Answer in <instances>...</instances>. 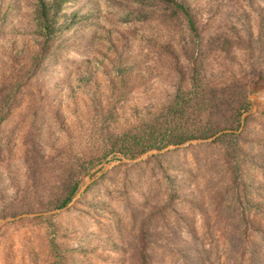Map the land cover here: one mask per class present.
<instances>
[{
  "label": "rangeland",
  "instance_id": "374dc122",
  "mask_svg": "<svg viewBox=\"0 0 264 264\" xmlns=\"http://www.w3.org/2000/svg\"><path fill=\"white\" fill-rule=\"evenodd\" d=\"M30 1L0 0L3 36L11 37L15 48H29V52L38 43L45 44L48 31L58 40L48 42V57L40 68L38 81L43 91L36 93V78H31L0 127V264H124L122 238L133 235L145 217L155 214L152 228L158 247L151 249L157 261L183 264L172 254L176 249L186 252L185 256L192 253L184 246L189 234L175 224L173 214H183L186 206L174 203L168 209L167 189L173 185L185 202L191 200L186 194L188 175L203 152L187 148L210 143L227 131L135 157L107 149L112 137L139 121L164 95L168 99L175 82L165 60L159 61L166 69L160 63L150 64L153 71L148 62L141 61L138 75H130L135 83L133 97L123 106L112 107L110 86H115L116 94L119 76L129 69L118 65L116 53L122 45L147 48L138 32L150 30L152 21L172 25L173 17L158 13L154 0H61L58 6L46 0L50 14L43 18L44 9ZM187 1L202 26L201 5L206 0ZM212 21L211 34L219 53L211 60L216 62L215 69L207 65L212 81L225 84L233 74L252 76L246 82L249 108L241 123L250 116L263 120L264 52L236 47L241 44L237 38L242 40L244 34L256 39L264 33V0H229L227 9ZM5 57L0 48V81L9 71ZM111 98L119 103L121 95ZM32 143L38 149V161L35 153L29 154ZM158 155L163 157L156 163L153 157ZM66 156L89 162L74 176L78 182L74 197L56 208V200L76 173L72 168L62 169ZM31 157L40 165L39 175L29 173ZM162 168L170 169L164 173ZM208 200H212L210 195ZM135 213L139 217L133 219ZM197 218L210 223L219 219L213 214ZM237 222L235 218L231 223ZM232 229L225 231V238L219 233L205 238L200 263L248 264V249L236 240ZM256 232L257 236L251 234L257 240L255 261L264 264V223ZM168 244L176 248L168 250Z\"/></svg>",
  "mask_w": 264,
  "mask_h": 264
},
{
  "label": "trees",
  "instance_id": "16d2710c",
  "mask_svg": "<svg viewBox=\"0 0 264 264\" xmlns=\"http://www.w3.org/2000/svg\"><path fill=\"white\" fill-rule=\"evenodd\" d=\"M45 1H30L36 3L37 8L41 6L45 10L41 14L43 18L50 14V10L45 8ZM154 1L158 13L173 17L172 25L157 21L161 25L159 26L157 22L152 21L150 30L138 32L147 48L122 45L119 53H116V61L119 66L129 69L119 76L116 86L119 91L116 94L115 86H110L109 99L112 107L123 106L131 100L135 93V83L130 77H135L138 75L137 72L141 71L138 65L141 61L156 66L159 65V60H165L169 65V72L175 76L174 90L168 99L164 95V99L142 115L139 121L126 126L112 137L107 149L109 153L118 151L126 157H135L151 149H161L169 144L179 145L188 140L210 139L218 133L227 131L210 143L187 148L190 151L203 152L202 156H197L198 159L193 162L192 174L188 175L190 183L187 185L186 194L191 200L185 202L178 194V188L168 186L167 208H171L174 203L186 206L183 214L174 212L173 215L175 224L186 228L189 238L184 246L190 248L192 252L185 256L186 252L179 253L176 249V254L172 256L183 264H204L200 263L199 253L205 249V238H214L215 233L225 238V231L233 227L232 232L237 236L236 240L241 241V246L246 251L248 249L247 263L257 264L255 261L257 240L251 234L257 236L258 226L261 229L264 223V119L250 116L241 123L242 114L249 108L246 82L253 78L251 75L245 77L233 74L227 83L216 84L207 71V65L209 67L212 65L215 69L216 62L211 60L219 56L215 36L211 34L210 27L213 21L210 23V20L227 9L229 0H206L205 4L201 5L203 9L201 13L205 18L202 26L191 12V4L187 0ZM60 3L61 0H52L55 6ZM1 11L2 9L0 15ZM2 22L0 18V26ZM4 34L5 31L0 29V48L6 56L9 71L0 81V127L9 108L19 101L31 78H36L33 81L36 93L40 95L43 91L38 81L40 68L48 57V42L52 39L58 40L48 31L45 44L41 46L38 43L33 51L29 52V48L24 50L15 48L11 37H4ZM245 35L247 34L243 35L242 40L237 38L241 41L236 47L237 50L264 52L263 32L256 39ZM150 68L153 71L151 65ZM210 70L212 71L211 68ZM117 95H121V100L114 103L111 97ZM110 108L109 105L108 109ZM113 110L110 109L112 112ZM34 144L29 147V154L35 153L33 157L38 161L40 155ZM33 157L28 160V170L30 174L36 176L39 175L40 165L32 162ZM162 157L163 155H158L153 159H156L157 163ZM62 160V169L67 171L72 168L76 173L71 174L64 193L56 200V208L64 207L74 197L78 190V182L74 181V176L83 171L89 162L80 163L79 158L73 156H66ZM2 163L0 147V164ZM169 169L162 168L161 171L165 173ZM209 195L212 197L210 201ZM137 212L141 214L140 210ZM211 214L219 218L214 223L197 218V215L209 218ZM137 216L135 213L132 218L135 219ZM156 218L157 214L145 217L133 235L122 238L121 243L126 248L124 264L162 263L157 261L151 249L158 247L152 228V222ZM235 218L238 222L234 225L231 222ZM51 246L53 248L54 244ZM166 246L168 250L176 248L172 247V244ZM53 251L54 256H57V250Z\"/></svg>",
  "mask_w": 264,
  "mask_h": 264
}]
</instances>
